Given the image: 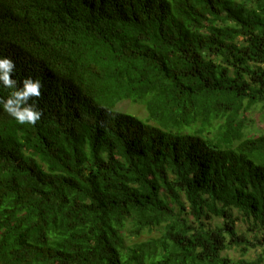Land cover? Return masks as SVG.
Returning <instances> with one entry per match:
<instances>
[{"label": "trees", "instance_id": "obj_1", "mask_svg": "<svg viewBox=\"0 0 264 264\" xmlns=\"http://www.w3.org/2000/svg\"><path fill=\"white\" fill-rule=\"evenodd\" d=\"M0 55V264H264V0H0Z\"/></svg>", "mask_w": 264, "mask_h": 264}, {"label": "clouds", "instance_id": "obj_2", "mask_svg": "<svg viewBox=\"0 0 264 264\" xmlns=\"http://www.w3.org/2000/svg\"><path fill=\"white\" fill-rule=\"evenodd\" d=\"M15 72V61L9 56L0 55V86L10 90L6 97L0 96V111L20 125L35 126L42 116L37 106L43 87L42 81L29 75L18 85Z\"/></svg>", "mask_w": 264, "mask_h": 264}, {"label": "rangeland", "instance_id": "obj_3", "mask_svg": "<svg viewBox=\"0 0 264 264\" xmlns=\"http://www.w3.org/2000/svg\"><path fill=\"white\" fill-rule=\"evenodd\" d=\"M118 110L125 112V113H130L132 115H135L137 117L142 118L143 120H146L148 117V112L146 111V109L139 104H133L130 101H125L122 102L118 105ZM253 118L256 119L257 121V130H260L259 133H264V116L263 114H259V112H257L256 116H254ZM243 228H245V226L243 225ZM147 236H145L146 239ZM137 242L138 240L133 239V242ZM233 258H238L240 259V254H238V252L232 251L229 253Z\"/></svg>", "mask_w": 264, "mask_h": 264}]
</instances>
